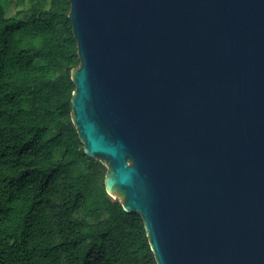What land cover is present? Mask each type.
Segmentation results:
<instances>
[{
  "label": "water",
  "instance_id": "1",
  "mask_svg": "<svg viewBox=\"0 0 264 264\" xmlns=\"http://www.w3.org/2000/svg\"><path fill=\"white\" fill-rule=\"evenodd\" d=\"M72 120L157 264H264V0H68Z\"/></svg>",
  "mask_w": 264,
  "mask_h": 264
},
{
  "label": "trees",
  "instance_id": "2",
  "mask_svg": "<svg viewBox=\"0 0 264 264\" xmlns=\"http://www.w3.org/2000/svg\"><path fill=\"white\" fill-rule=\"evenodd\" d=\"M70 11L0 0V264H157L142 217L110 196L73 123Z\"/></svg>",
  "mask_w": 264,
  "mask_h": 264
},
{
  "label": "rangeland",
  "instance_id": "3",
  "mask_svg": "<svg viewBox=\"0 0 264 264\" xmlns=\"http://www.w3.org/2000/svg\"><path fill=\"white\" fill-rule=\"evenodd\" d=\"M9 3V2H8ZM7 3V4H8ZM16 2H13V1H11L9 4H8V7H9V10H8V14L9 15H12L18 8H16ZM110 196L113 198V199H118V200H120L122 203H124V201L122 200V198L120 197V194H119V192H118V190H115V189H113V190H111L110 191Z\"/></svg>",
  "mask_w": 264,
  "mask_h": 264
}]
</instances>
